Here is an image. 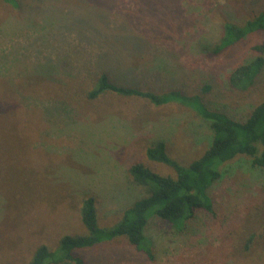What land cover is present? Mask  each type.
Returning a JSON list of instances; mask_svg holds the SVG:
<instances>
[{
    "label": "rangeland",
    "instance_id": "374dc122",
    "mask_svg": "<svg viewBox=\"0 0 264 264\" xmlns=\"http://www.w3.org/2000/svg\"><path fill=\"white\" fill-rule=\"evenodd\" d=\"M19 2L0 0V264L25 263L38 245L55 249L63 234L85 233L84 197L96 198L101 226L116 223L147 193L131 180V163L173 174L147 159L155 141L182 163L207 148L209 122L184 106L113 92L88 99L99 73L156 91L208 84V106L238 119L264 99V71L247 89L229 80L257 54L264 31L212 56L202 48L219 41L224 21L243 22L264 0ZM221 171L209 189L213 215L200 213L183 233L149 220L153 259L120 237L82 249L87 264H264V169L241 155Z\"/></svg>",
    "mask_w": 264,
    "mask_h": 264
},
{
    "label": "trees",
    "instance_id": "16d2710c",
    "mask_svg": "<svg viewBox=\"0 0 264 264\" xmlns=\"http://www.w3.org/2000/svg\"><path fill=\"white\" fill-rule=\"evenodd\" d=\"M3 1L12 7H20L19 0ZM259 31H264V7L243 22L224 21L219 41L203 45V52L207 56L218 54L247 35ZM252 49L257 54L235 66L229 75L230 83L235 87H251L264 71V41L255 43ZM209 90L210 85L207 84L196 93H188L179 87L156 91L120 84L108 72L99 73L85 91L88 99L113 92L146 99L155 106L179 104L209 122L211 140L204 152L189 163H182L171 156L163 140L155 141L146 148L147 159L168 165L173 169V174L159 173L140 161L131 163L128 168L131 180L146 187L147 193L126 207L116 223L101 226L96 198L84 197L80 212L86 232L63 234L55 249L42 243L35 248L31 258L22 264H87L80 252L82 249L120 237L153 259V242L146 234V227L152 217L167 221L176 232L183 233L200 213H215L209 189L221 178V166L224 163L245 155L250 158L253 167L264 169V99L253 107L246 118L238 119L225 111L210 108L204 99V94Z\"/></svg>",
    "mask_w": 264,
    "mask_h": 264
}]
</instances>
